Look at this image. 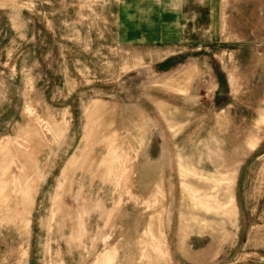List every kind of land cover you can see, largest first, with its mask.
Returning a JSON list of instances; mask_svg holds the SVG:
<instances>
[{"label":"rangeland","instance_id":"1","mask_svg":"<svg viewBox=\"0 0 264 264\" xmlns=\"http://www.w3.org/2000/svg\"><path fill=\"white\" fill-rule=\"evenodd\" d=\"M0 264H264V0H0Z\"/></svg>","mask_w":264,"mask_h":264}]
</instances>
